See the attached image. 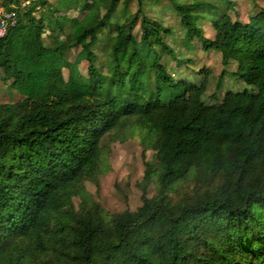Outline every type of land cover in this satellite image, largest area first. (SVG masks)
<instances>
[{"label": "trees", "instance_id": "trees-1", "mask_svg": "<svg viewBox=\"0 0 264 264\" xmlns=\"http://www.w3.org/2000/svg\"><path fill=\"white\" fill-rule=\"evenodd\" d=\"M107 1L75 46L85 82L63 80L46 2L16 12L0 39L1 81L23 98L0 106V264H264V9L250 0L241 23L232 0ZM136 30L145 50L130 49L122 72L117 55L137 45ZM150 72L156 91L138 81ZM223 83L235 90L216 101ZM114 132L153 153L140 206L78 212L73 199L96 185Z\"/></svg>", "mask_w": 264, "mask_h": 264}, {"label": "rangeland", "instance_id": "rangeland-1", "mask_svg": "<svg viewBox=\"0 0 264 264\" xmlns=\"http://www.w3.org/2000/svg\"><path fill=\"white\" fill-rule=\"evenodd\" d=\"M9 0H0V7L4 2ZM19 7L9 5L6 9L11 10L16 15L23 14L24 9L29 3L36 0L24 1L17 0ZM46 2V4L52 6L54 11L53 17L57 20L60 31L55 32L56 40L64 47L63 58L64 65L62 71L63 80L70 82L73 80H79L82 82L87 81V72L85 69L84 59L85 53L80 48L83 43L77 45V39L84 33L89 26L94 25L102 16L104 10L107 7V0H37ZM234 2V13L230 14L232 20L245 23L247 19L255 14V10L251 8L250 0H232ZM253 4L257 7L264 9V0H253ZM45 9H38L33 15L36 20L40 11ZM2 11V8H0ZM139 32L136 30L134 36L137 45L134 47L125 46L118 52L119 69L123 72L125 55L130 49H134L136 52L145 50V47L138 42ZM49 31L44 32V44L51 49H56L59 46L53 44L49 40ZM204 37L211 39L213 33L210 30H205ZM101 37H97L100 40ZM207 68L210 70L212 77L219 75L221 71L219 65V58L217 55L211 57L208 61ZM170 76L174 74L170 73ZM2 74L0 72V106L12 105L23 100L19 94L12 91L8 86L3 85L1 81ZM200 77L193 80V83H198ZM138 81L143 85H147L151 90H158L160 83L159 77L156 73L150 72L138 77ZM223 88L216 94V101H220L222 95L225 94L228 89L235 90L236 85L233 83L227 87L223 83ZM243 88L240 87L241 91ZM212 92V91H211ZM162 99L166 102L168 93L162 90ZM214 103V102H213ZM154 163L153 153L150 151H143L142 146L139 144V140L136 137L124 135V133H113L108 136L103 142V162L100 165L99 172L97 173L95 180L96 185L93 182H86L83 187V193L73 199V205L76 211L81 212L82 209L88 210L91 207L97 206L107 216L116 215L124 210L134 211L140 206L141 192L140 182L143 178L144 163ZM148 191L153 194V187H149ZM189 189L179 193L178 196L189 195ZM186 198V197H185ZM171 199H176V196H171ZM46 264V263H42Z\"/></svg>", "mask_w": 264, "mask_h": 264}, {"label": "built area", "instance_id": "built-area-1", "mask_svg": "<svg viewBox=\"0 0 264 264\" xmlns=\"http://www.w3.org/2000/svg\"><path fill=\"white\" fill-rule=\"evenodd\" d=\"M0 18H3L0 21V39H2L8 29L16 24V15L13 12L4 14L3 11H0Z\"/></svg>", "mask_w": 264, "mask_h": 264}]
</instances>
